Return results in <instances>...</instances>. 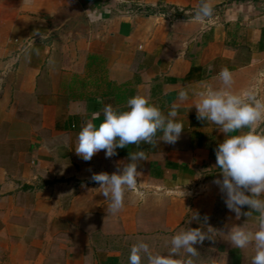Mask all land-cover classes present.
<instances>
[{
  "label": "crops",
  "instance_id": "0c3cea01",
  "mask_svg": "<svg viewBox=\"0 0 264 264\" xmlns=\"http://www.w3.org/2000/svg\"><path fill=\"white\" fill-rule=\"evenodd\" d=\"M211 3L212 22L200 25L192 22L199 0H0V264H129L137 241L165 253L172 235L197 227L216 231L194 245L202 260L250 264L252 249L234 248L226 235L254 221L237 220L213 183L222 179L215 150L225 134L197 119L194 97L177 96L218 86L225 67L234 90L256 85L264 95V0ZM137 94L165 115L179 104L177 142L78 156L92 114L101 112L99 124L105 105L125 110ZM139 150L146 198L127 194L113 216L91 176L122 170Z\"/></svg>",
  "mask_w": 264,
  "mask_h": 264
},
{
  "label": "clouds",
  "instance_id": "9594fccd",
  "mask_svg": "<svg viewBox=\"0 0 264 264\" xmlns=\"http://www.w3.org/2000/svg\"><path fill=\"white\" fill-rule=\"evenodd\" d=\"M33 2L23 0V5L31 6ZM213 16L211 0H199L192 22L207 25ZM92 19L95 18L90 17ZM211 70L209 65L208 71ZM214 79L219 82L218 86L204 82L198 89H181L177 100L183 103L190 95L194 97L197 119L217 125L225 134L215 150L216 167L222 179L217 178L213 183L224 194L226 207L235 213L237 220L245 216L255 224V227L246 224L231 226L227 240L236 249H252L250 264H264V95L256 85L234 90V74L227 67L222 68ZM178 106V103L173 104L165 115L142 94L130 97L125 110L105 105L99 124L93 121L100 120L101 112L93 113L85 122L74 150L87 162L101 150L105 151L106 158H111L116 155L117 148L128 145L155 147L160 141L175 144L184 129L183 123L176 119ZM158 133H162L159 141ZM128 159L120 171L91 176V180L100 185V193L109 201L108 212L113 216L124 209L127 194L143 200L148 192L141 187L142 183H138L142 173L137 171L138 162L147 160L145 151L130 152ZM178 194L183 198L186 195L183 188ZM245 206L249 211H242ZM191 219L198 221V214H193ZM214 231L211 227L207 231L200 227L181 228L166 241V254L154 252L148 243L139 240L130 248L129 264H218L216 258L202 260L194 247L205 239H213Z\"/></svg>",
  "mask_w": 264,
  "mask_h": 264
}]
</instances>
